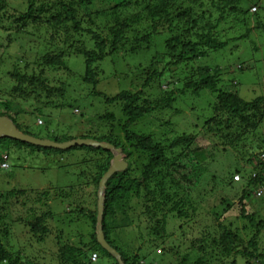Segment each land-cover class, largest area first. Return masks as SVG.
Returning a JSON list of instances; mask_svg holds the SVG:
<instances>
[{
    "label": "trees",
    "instance_id": "16d2710c",
    "mask_svg": "<svg viewBox=\"0 0 264 264\" xmlns=\"http://www.w3.org/2000/svg\"><path fill=\"white\" fill-rule=\"evenodd\" d=\"M259 2L260 0H26L25 12L14 13L9 12L8 0H0V88L3 90L2 95L6 96L0 98V116L9 117L21 132L36 138L44 139L34 132V128L38 127L41 132L48 134L45 138L48 140L68 142L92 138L123 150L129 168L115 173L108 181L102 220L106 240L121 254L125 264H264V219L258 215L264 210V153L257 155L255 161H251L249 155L238 158L231 153L229 158L234 161L235 166L239 167L240 162L247 160L251 168L241 170L242 167H239L241 169L234 170L228 180L227 171L217 162L215 147L205 148V152L201 146L199 150L195 146L191 147L193 143L196 144L197 135L187 132L177 134L170 115L179 96L199 100L207 94L214 96L217 104L211 109L214 115L210 120L213 127H209L206 132L216 136L224 149L231 147L236 152L241 133L247 131L246 126L252 124L256 130L263 123L264 90L261 87L264 86V81L261 84L259 74L264 64H251V60H256L257 54L264 51V47L258 49V40L261 38L255 40L253 37L260 29L263 34L259 35H264V3ZM257 6L259 7L256 8ZM252 7L256 12H252ZM198 10L202 12V19H198ZM216 13L218 19L214 16ZM230 17H233V22ZM92 21H97V24ZM235 27L244 29V35L238 41L248 42L233 53L229 51V39L225 40L223 36ZM14 48L18 55L9 53ZM150 52H155L153 58L142 64V59ZM158 53L161 57L155 58ZM115 54H123L124 57L142 55L138 69L150 63L137 78L140 81L144 79L139 91L124 90L114 96H103L94 87L98 83L96 64ZM73 55L84 57L85 71L80 81L87 90L94 87L89 94L104 97L106 104L118 105L123 116L121 123L113 112L100 117L99 121L107 128L104 131L107 133L100 135V138L87 135L74 137L61 134L59 130L52 133L53 128H58L56 115L64 107L77 103L69 95L72 84L61 77V82L56 83L57 71H66L68 78L72 76L67 59ZM155 61H163L164 65ZM229 69L237 72L239 78L225 83L224 76ZM49 74L54 81L50 80ZM245 74H249L251 79V83L242 79L245 85L252 84L253 88H260L261 96L253 101H246L240 93L241 82L238 80ZM158 80L161 82V91L152 98L147 90ZM5 81L7 84H4ZM231 89L235 92L230 91ZM253 92L257 94L255 89ZM80 94L76 93L75 97ZM78 108L80 107L74 108V113ZM49 109L55 112L53 118L45 115ZM29 116H35L34 123L29 121ZM153 117L156 119L153 120ZM147 118L158 124L161 133L135 130V125ZM257 119L260 123H255ZM117 132L122 133V138L117 136ZM260 148L264 147L259 146L258 150ZM13 150L16 154L39 152L49 159L54 155L63 158L74 150L98 154L100 158L94 162L99 171L95 178L96 184L100 183L114 158L112 151L104 149L74 147L58 150L3 137L0 138V170L10 168L9 160ZM191 154L194 156L189 159ZM188 159L189 165L180 164ZM199 166L205 169L204 174L207 171L214 176L218 175L214 177L217 180L212 183L211 191L222 185L226 187L224 191L232 193L233 199L222 198L219 205L210 207L209 215L215 223L211 230L204 227L199 236L184 233L182 243H178L173 230L168 229L169 215L186 219L189 218L190 210L193 213L202 210L190 198L186 184L192 183V177L198 182L199 177L202 178L204 174L191 175L190 178L183 176L181 182L173 176L172 169L179 167L187 170V167H191L197 171L201 170ZM194 171L192 173L195 174ZM138 173L141 176H136ZM234 174H240V179L235 180ZM243 178L246 179L244 185L240 184L244 183ZM141 188L146 191V197H152L150 201L154 205L150 217L152 220L149 218L152 238L143 240V233L136 229L135 237H138L139 244L143 243L132 254L124 251L110 238V226L118 210L125 211L131 200L143 197ZM171 190H174V194L169 197L168 191ZM20 194L24 195V192ZM12 196L16 197L17 192H13ZM238 198L242 227H235L232 222L227 223L221 219L233 209V202ZM4 199L0 193V229L7 231L9 225L26 224L33 234L48 233L43 222L49 214H45L44 218L37 216L33 223L23 220L22 216L14 218L8 208V200L4 202ZM248 200L254 202L251 214L245 204ZM81 212L87 213L89 221L97 224V210L85 211L82 208ZM154 217H161V220L153 222ZM93 235L89 248L83 245L63 249L60 263L92 264L90 252L101 250L103 257L97 264H102L103 259H112L114 264H118L98 243L96 233ZM143 244H150L152 248L156 245L164 247L159 253L151 254L144 249ZM183 247L185 249L182 256ZM3 263L21 264L19 257L14 258L0 239V264Z\"/></svg>",
    "mask_w": 264,
    "mask_h": 264
},
{
    "label": "rangeland",
    "instance_id": "374dc122",
    "mask_svg": "<svg viewBox=\"0 0 264 264\" xmlns=\"http://www.w3.org/2000/svg\"><path fill=\"white\" fill-rule=\"evenodd\" d=\"M25 1L26 0H8V5L10 7L9 12H25L27 8V3L25 4ZM260 2L264 3V0H260ZM258 7L259 6L256 8ZM254 9L255 8L252 7V12H256ZM214 12L215 11H213V13ZM197 13L199 14L198 19H202L200 17L202 14L201 10H198ZM214 16L217 19L219 17L217 13L214 14ZM206 17L207 15L205 14L204 18ZM230 18L233 22V17ZM92 22L97 24V21ZM92 26L95 27V25ZM259 33L263 34V31L260 29L253 37H255V40L259 37L261 38L258 40V49L260 50L261 47H264V35H259ZM62 35H64V33ZM241 35H244V29H240L239 27H235L233 30L224 33L223 39H229L228 42L231 43H229V51L235 53L248 42L241 43L238 41ZM9 53L18 55V51L15 48L10 50ZM154 53L155 52L148 53L142 59V64L148 63L149 60L153 58ZM141 56L142 55L137 57H124L123 54H115L113 56H108L105 60L96 64L98 74V83L94 86L96 90L103 96H114L124 90L133 92L139 91L143 87L144 79L140 81L137 80V78L142 75V72H144L150 64L138 69L137 66L141 61ZM160 57L161 54L159 53L155 56V58ZM67 60L73 74L68 78L66 71H62V73L57 71L56 76L58 79L56 78V83L58 84V81L61 82V80H59L61 77V79L68 82V84H72L69 95L74 97L77 103H74L73 106L64 107V109L56 115L58 128L55 129L51 127L53 128L52 133L59 130L58 132L61 134L74 137L87 135L89 137L100 138V135L107 133V131L104 132L107 128L104 123L99 121V118L113 112L116 114L117 121L121 123L123 119L121 110L116 104H106L104 102V97L89 94L90 90L93 91L94 87L91 86L90 89L87 90L81 83L80 78L85 71L83 56L73 55ZM155 62H160L161 66L164 65V63H162L163 61ZM251 64H264L263 50L262 53L257 54L256 60H251ZM259 75L262 78L261 84H263L264 67ZM49 77L51 81H54L51 75ZM167 77L170 78L169 75ZM238 78V73L234 72L233 69H229L224 76V82L237 81ZM242 79L247 83H251L250 75L245 74L238 80L241 82V85H239L241 89L240 93L246 101H253L257 96H261L260 88H253L252 84L245 85V81L242 82ZM77 82L78 85H81L80 88H78ZM4 84H7V82L5 81ZM159 84H161V82L158 80L152 86H149L147 92L152 98H155L161 91ZM166 86H163V88L165 89ZM263 87L264 86L261 88L264 90ZM253 89H255L257 94L253 92ZM230 91H234V89ZM76 93L81 94L75 97ZM2 94L3 90L0 88V98H6V96ZM216 104L215 97L209 94L204 95L200 100L196 98L193 99L190 96H179L178 101L174 104L173 110L170 111V115L173 117L177 134L187 132L190 135H197L196 144L193 143L191 147L195 146L196 149L199 150L201 146L204 152L205 148L213 149L215 147L214 150H217V152L214 154L217 157V162L224 171H227L226 177L229 180L234 170L241 169L239 167H242L241 170H249L251 168L247 160L242 163L240 162L239 167L235 166L234 161L229 158L231 153L236 157L238 156V158L248 157L249 155L251 161H255L257 155L264 153V148L258 150L259 146L264 147V120H261L263 123L256 130L253 129L252 124L246 126L247 131L246 133H241L240 143L236 146L238 152L234 151L231 147L224 149V146H220L222 143L219 139H216V136L206 132L209 127H213V122L210 121L214 116L211 109L216 107ZM75 107L81 108L75 110L76 114L74 113ZM217 108L218 111H220V104L217 105ZM45 115L48 118H53L55 112L49 109L45 112ZM28 118L31 123H34L36 120L35 116H29ZM152 119L155 120L156 117ZM151 121L152 120L149 118L141 121L135 125V130H147L156 133L160 131L161 133L158 124L156 125ZM42 122L43 124L45 123L43 119ZM255 123H260V121L257 119ZM34 132L44 139L47 138L48 134L45 131L41 132L38 127L34 128ZM117 136L122 138V133L117 132ZM74 151L63 158L54 155L49 159L46 156L43 157L39 152L36 154L26 152H19L16 154V151L13 150L9 160L10 168L8 170H0V193L5 198L3 200L4 202L8 200V208L12 211V216L14 218L22 216L23 220H28L33 223L34 218H37V216L44 218L45 214H49L43 222L44 226H47L48 233L39 235L33 234L30 227L25 223V225H9L7 226V231L3 230V228L0 229V239L5 244L6 250L14 258L18 256L21 264H62L60 263L62 257L61 251L67 246L79 248V246L86 245L89 248L92 245V237L94 236L93 234L96 233L97 224L94 225L89 221L87 213L81 212V209L84 208L85 211L97 210L99 184L95 183V178L99 171L95 168L96 165L94 162L96 159L100 158V156L98 154L86 153L78 150ZM226 152L227 154L225 155ZM193 156L194 155L191 154L189 159ZM232 157L234 160V156ZM189 159L183 160L180 164L189 165ZM58 161H61L60 164H57ZM186 169L187 170H183L179 167L172 169L173 176L178 181L182 182L183 176L190 178L191 175H203L205 172V169L201 167V170L197 171H194L191 167H187ZM192 171H194L195 174L192 173ZM136 176L141 175L138 173ZM215 176L206 171L202 178L201 176L199 177L200 179L198 182L192 177V183L186 184L190 198L195 202L197 207L201 206L202 210L196 213L190 210L189 218L186 219H179L176 216L169 215L167 221L168 229L170 231L173 230L172 233L177 236L178 243H182V234L184 233L187 235L191 233L194 236H199L202 228L205 227L206 230H211L215 226V223L213 217L209 215L211 214L210 207L219 205L222 198H227L228 200L233 199L232 193L224 191L226 187L222 185L219 188L215 187L211 191L212 183H216L217 180V178H214ZM236 176L237 175L234 174L233 178L235 179ZM201 179L203 180L201 181ZM243 180L244 183H240L242 185L246 182V179L243 178ZM141 190L143 197L139 200H136V198L131 200V203L126 206L127 209L125 211L118 210L117 216L113 218L110 226V238L116 245L123 248L124 251L132 254H135L137 247L143 243L142 241L139 244L138 237H135L134 232L136 229L143 233V240L147 241L152 238L150 236L151 224L149 218L153 214L154 205L150 201L152 197H146V191L143 188H141ZM230 190L231 188L229 191ZM15 191L17 192V196L13 197L12 193ZM20 192H24V195L20 194ZM168 192L169 197L174 194V190ZM235 200L237 201L233 202V209L225 213L221 219L227 223L232 222L235 227H242L243 223L239 217L241 214L239 198ZM252 202V200H248L245 203L250 214L254 211V202ZM258 215L259 218L264 219V210ZM157 220H161V217L153 218V222ZM8 221L10 222V219ZM143 245L144 249L151 252V254L154 252L159 253V250L164 247L163 245H156V247L152 248L150 244ZM90 249L92 250V248ZM184 249L185 247L182 248V256ZM95 253L98 255V258L95 262L92 260V264H97L100 258L103 257L101 250L90 252L92 257ZM174 261L180 262L177 260ZM102 264H114V262L112 259H103Z\"/></svg>",
    "mask_w": 264,
    "mask_h": 264
},
{
    "label": "water",
    "instance_id": "95a60500",
    "mask_svg": "<svg viewBox=\"0 0 264 264\" xmlns=\"http://www.w3.org/2000/svg\"><path fill=\"white\" fill-rule=\"evenodd\" d=\"M8 137L23 141L36 146L53 148L58 150H69L74 147H88L104 149L114 152V158L111 161L110 168L101 178L99 183V193H98V204H97V241L109 254H111L118 262V264H125L121 254L113 248L106 240L103 227V215L105 210V199L107 183L110 178L118 172H122L128 169L129 163L126 160V156L123 154L122 149H116L114 145L106 142H101L94 139H75L68 142H56L48 139L36 138L21 132L15 123L9 118L0 116V138Z\"/></svg>",
    "mask_w": 264,
    "mask_h": 264
},
{
    "label": "built area",
    "instance_id": "2783aa9c",
    "mask_svg": "<svg viewBox=\"0 0 264 264\" xmlns=\"http://www.w3.org/2000/svg\"><path fill=\"white\" fill-rule=\"evenodd\" d=\"M235 179H236V180H239V179H240V176L237 175V176L235 177ZM92 260H94V261L97 260V255H96V254H93Z\"/></svg>",
    "mask_w": 264,
    "mask_h": 264
},
{
    "label": "clouds",
    "instance_id": "9594fccd",
    "mask_svg": "<svg viewBox=\"0 0 264 264\" xmlns=\"http://www.w3.org/2000/svg\"><path fill=\"white\" fill-rule=\"evenodd\" d=\"M88 139H92V138H88ZM95 140V139H94ZM114 153V152H113ZM115 154V153H114ZM124 154V153H123ZM125 155V154H124ZM126 156V155H125ZM113 160V159H112ZM126 160H127V156H126ZM127 162H128V160H127ZM129 163V162H128ZM129 168V167H128ZM126 171V170H125ZM122 172H124V171H122ZM238 175V174H237ZM236 180V179H235Z\"/></svg>",
    "mask_w": 264,
    "mask_h": 264
},
{
    "label": "bare ground",
    "instance_id": "6f19581e",
    "mask_svg": "<svg viewBox=\"0 0 264 264\" xmlns=\"http://www.w3.org/2000/svg\"><path fill=\"white\" fill-rule=\"evenodd\" d=\"M90 10V9H89Z\"/></svg>",
    "mask_w": 264,
    "mask_h": 264
}]
</instances>
